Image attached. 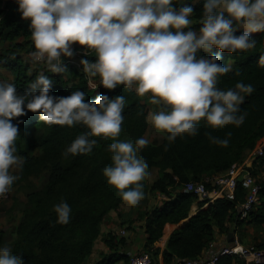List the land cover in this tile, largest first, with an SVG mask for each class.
Here are the masks:
<instances>
[{
    "label": "trees",
    "instance_id": "trees-1",
    "mask_svg": "<svg viewBox=\"0 0 264 264\" xmlns=\"http://www.w3.org/2000/svg\"><path fill=\"white\" fill-rule=\"evenodd\" d=\"M182 2L191 4L194 10L193 24L188 27L198 30L204 0ZM179 3L180 0H173L177 7ZM1 9L0 47L5 42L9 45L0 48V67L13 72L11 82L16 84L18 93H23L31 87L34 78L26 75V64L14 49L16 43L13 42L19 35L31 33L30 18L22 17L17 0H7ZM240 32L236 31V34ZM250 37L256 40L255 47L250 49L229 52L213 46L211 51L200 50L197 53L198 56H211L213 52H220L218 62L231 65L227 73L219 75L217 87L234 88L237 80L252 85L251 92L241 93L244 99L236 111L238 116L245 113L244 121L240 125L230 123L214 127L202 118L195 134L181 133L169 141V133L163 130L161 143L147 144L138 152L148 163V173L153 167L157 168V177L150 185L148 175L140 181L145 195L139 203L149 194L154 196L159 193L164 197L160 205L142 215L146 235L144 250L151 255L153 264H178L179 260L197 257L214 242L218 233H227L233 223L244 222L257 227L264 224V183L258 180L264 170V151L250 169L261 186L258 202L242 219L237 216V207L245 202L247 192L239 183L234 199L222 196L211 202L197 201L194 194L183 190V185L189 181H203L241 163L264 137V65L260 63V56L264 54V31L252 32ZM81 47L86 52L84 58L90 61L96 59L93 50ZM70 63L63 59L62 72L45 71L44 75L51 78L50 94L66 96L80 88L85 91V100L88 101L94 100L100 93H107L109 97L122 94L126 100L122 112L124 119L117 137H104L103 134L89 137L97 140L91 152L65 154L76 136L89 131L86 125L79 122L71 126L48 124L40 120L38 110H27L26 114L12 118L13 123L18 124L16 146L22 159V174L46 175L44 188L27 194L29 207L23 209L21 221L13 232L12 252L22 255L25 264H84L88 260L104 219L111 211L118 212L121 203L126 202L119 195V190L108 183L102 171L106 165L113 163L107 145L113 139L134 142L144 135L148 127V108L136 91L122 83L112 89L100 84L99 80L90 84L83 69L75 70ZM229 132L231 135H228ZM219 139H228L229 143L220 145ZM207 188L211 189V186L207 184ZM62 200L71 206L66 223L57 221L53 208ZM194 202H197L198 209L189 216ZM137 205L131 206L135 208ZM185 219L181 227L171 232L165 249L160 250L156 244L164 226L178 224ZM124 243V237L107 234L104 244L108 254H102L96 264H115L119 260L128 262L129 256L120 250ZM253 245L264 249V242ZM218 264L245 262L233 255L220 257Z\"/></svg>",
    "mask_w": 264,
    "mask_h": 264
},
{
    "label": "clouds",
    "instance_id": "clouds-1",
    "mask_svg": "<svg viewBox=\"0 0 264 264\" xmlns=\"http://www.w3.org/2000/svg\"><path fill=\"white\" fill-rule=\"evenodd\" d=\"M23 18H30L34 60L42 61L53 72H62L63 56L73 54V44L93 50L95 60L83 58V71L99 76V83L115 88L135 83L140 96L159 105L146 117L157 129L166 130L169 141L178 134H195L203 118L212 126L240 125L245 113L236 115L242 92L252 85L237 80L235 87L220 88V74L231 65L219 63L220 52L198 56L200 50L236 52L255 47L250 33L264 31V0H204L198 30L193 24L191 4H173V0H17ZM243 31L236 34V29ZM187 29V30H185ZM264 65V54L260 56ZM51 78L38 74L31 87L18 93L16 84L0 79V195L18 178L10 166L20 167L17 153L18 124L12 118L39 111L48 124L82 123V132L66 148L67 153H89L97 144L94 137H117L125 107V96L98 94L85 100V91L77 88L66 96L50 94ZM237 89L239 91H237ZM228 135H231L229 132ZM227 145L228 139H219ZM149 143L144 136L135 141L113 139L107 145L112 164L103 168L108 183L119 190L123 201L137 205L145 193L140 181L149 175L146 159L138 155ZM132 185V187H129ZM57 221L66 223L71 206L62 200L54 204ZM0 264H25L11 245L0 244Z\"/></svg>",
    "mask_w": 264,
    "mask_h": 264
},
{
    "label": "crops",
    "instance_id": "crops-1",
    "mask_svg": "<svg viewBox=\"0 0 264 264\" xmlns=\"http://www.w3.org/2000/svg\"><path fill=\"white\" fill-rule=\"evenodd\" d=\"M236 31H243V29L238 28L236 29ZM129 87L135 91V83L129 85ZM149 95L150 93H146L145 96L142 97L139 95V97L141 98L142 102L146 104L148 109L149 107H152L153 110H158L160 106L149 101L148 100ZM147 122H148V127L143 136L147 138V134L149 133V130H152L149 136L150 141L148 144L161 143L164 137V131L155 128V126L149 120H147ZM156 137H160L161 138L160 141L152 142L151 140L155 139ZM260 144L264 146V137L257 142V146ZM243 162L244 164L246 163L251 166L253 165L254 160L251 159L250 152L244 158ZM149 173H150L149 174L150 179L148 180V184L150 185L157 177V168L153 167ZM263 175H264V170H262V173H260L258 178L261 179L262 177H264ZM261 181L264 183L263 178ZM218 197L220 196L216 193V190H213V188H211L209 202L213 201ZM163 200L164 197L159 193H156L154 196L152 195V198L149 195H146L143 201L140 202L135 208H133L127 202H123L121 203L118 212L111 211L104 219L103 223L101 224L100 233L93 245V251L89 256L88 260L84 264H96V262L101 259L102 254H108V248L104 244V238L106 237L107 234H116L120 237H124L125 243L120 250L126 253L128 256L143 250L146 235L144 232V218L142 217V215L145 212L151 210L153 207L160 205ZM206 206L207 203L204 204V207ZM197 209H198V204L197 202H194L191 205L189 216L195 214ZM186 220L187 219L181 221L178 224H169V223L166 224L163 228V234L159 239V241L157 242L156 246L160 250L165 249L166 242L171 232L174 229L181 227L183 223L186 222ZM233 224L230 225V228L233 226ZM121 231L124 232L123 236L120 234ZM227 234L228 232L225 234L218 233L216 235V238L212 243L215 248H218L223 245H230L236 240L242 244H255V243L264 242V224L259 227L244 222L236 224L233 242H229L227 240ZM127 263H128L127 261L124 262L123 260H119L115 264H127Z\"/></svg>",
    "mask_w": 264,
    "mask_h": 264
},
{
    "label": "built area",
    "instance_id": "built-area-1",
    "mask_svg": "<svg viewBox=\"0 0 264 264\" xmlns=\"http://www.w3.org/2000/svg\"><path fill=\"white\" fill-rule=\"evenodd\" d=\"M256 146L250 151V157L253 160L262 156L264 151L263 145ZM251 167L242 161L232 165L223 174L207 177L203 181H189L183 185V190L194 194L198 201L206 202L210 199V189L207 188V184H209L220 197L234 199L235 189L239 183L247 192L246 200L240 206L242 219L258 202L261 187L257 178L251 173ZM120 234L123 236L124 232L121 231ZM212 243L197 257L179 260L178 264H218L220 257L233 255L241 257L245 264H264V249L256 248L253 244H242L236 240L230 245L215 248ZM127 264H153V259L149 252L143 249L129 255Z\"/></svg>",
    "mask_w": 264,
    "mask_h": 264
},
{
    "label": "rangeland",
    "instance_id": "rangeland-1",
    "mask_svg": "<svg viewBox=\"0 0 264 264\" xmlns=\"http://www.w3.org/2000/svg\"><path fill=\"white\" fill-rule=\"evenodd\" d=\"M6 1L7 0H0V10H2L1 8H3ZM13 43H16L14 49L19 52L23 62L26 64L27 76H32L35 80L38 74H44L45 71L50 70L44 62L33 59L31 53L35 50V48L34 43L31 39V33L26 36L19 35ZM8 45V42L2 43V46L0 48H6ZM73 49L74 51L71 56H63L62 54V61L63 59L69 60V62H71L70 64L72 68H74L75 70H82L83 64L81 63V60L84 58L83 56L86 54V52L78 42H74ZM68 76H71V74H68ZM13 78V72H11L7 68L0 67V79L13 81ZM88 78L91 84L97 83V81L100 79L99 76H88ZM150 111H153L152 107H149L148 112ZM151 132L152 130H149V133L147 134V138L149 141ZM160 139V137H156L151 141L156 142L160 141ZM10 172H12L13 174H17L18 178L13 181L12 185L9 186V190L7 191V193L0 197V244L8 243L11 245L13 232L16 230V227L21 221L23 209L25 208V206L29 207L26 201V196L29 192L39 191L44 188L46 175L42 173L40 175L24 176L21 172V166H10ZM262 178L264 179V177ZM262 178H258V180L261 181ZM149 179L150 177L148 175L147 181ZM149 196L152 198V195L149 194ZM159 264H161V262Z\"/></svg>",
    "mask_w": 264,
    "mask_h": 264
},
{
    "label": "water",
    "instance_id": "water-1",
    "mask_svg": "<svg viewBox=\"0 0 264 264\" xmlns=\"http://www.w3.org/2000/svg\"><path fill=\"white\" fill-rule=\"evenodd\" d=\"M241 214V208L240 206L237 207V216ZM236 229V224H233V226L229 229L228 234H227V240L229 242H233L234 240V233Z\"/></svg>",
    "mask_w": 264,
    "mask_h": 264
}]
</instances>
